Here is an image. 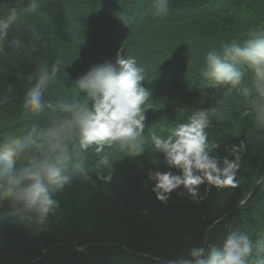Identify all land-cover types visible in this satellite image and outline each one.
<instances>
[{"label": "trees", "instance_id": "trees-1", "mask_svg": "<svg viewBox=\"0 0 264 264\" xmlns=\"http://www.w3.org/2000/svg\"><path fill=\"white\" fill-rule=\"evenodd\" d=\"M153 2L39 0L37 11L22 16L10 30V38L18 36L23 44L20 49L6 46L0 54V138L23 136L33 123L43 127L48 122L47 113L25 116L21 108L24 92L31 86L27 76L38 60L63 59L57 82L45 93L53 104L77 96L76 80L93 66L115 64L118 51L134 56L146 70L142 84L153 96L145 112L143 155L133 158L118 146L105 149L115 167L111 183L97 180L93 186L74 176L53 196L59 201L58 212L50 214L36 232L7 206L0 207V264H169L195 246L206 251L210 246L222 247L236 229L253 240L264 235V132L254 128L243 98L208 86L200 75L208 51L244 39L249 28L264 27V0H169L165 15L154 14ZM26 4L27 0H0V14ZM121 14L125 22L118 18ZM82 96L79 93L78 98ZM198 108L217 113L206 130L209 141L218 145L210 155L231 160L234 144L247 145L239 153V184L235 188L202 184L200 194L205 198L200 202L184 189L179 190L183 196L175 190L162 203L151 191L146 167L154 155L167 164L163 154L153 149L150 132L165 136ZM86 167L95 179L101 161L91 150ZM69 214H82L90 224L78 235L68 233ZM100 220L104 223L98 226ZM139 220L142 225L133 223ZM112 222L133 223L135 232L123 241L115 236L91 237L92 227L103 230L114 226ZM148 223L171 239V252L132 245L135 233Z\"/></svg>", "mask_w": 264, "mask_h": 264}, {"label": "clouds", "instance_id": "clouds-1", "mask_svg": "<svg viewBox=\"0 0 264 264\" xmlns=\"http://www.w3.org/2000/svg\"><path fill=\"white\" fill-rule=\"evenodd\" d=\"M39 0H27L25 7H8L0 14V54L5 47L20 49L23 41L10 30L25 14L39 8ZM155 15L168 12L169 0H154ZM125 22L123 14L117 15ZM244 39H234L205 54L200 75L212 88L226 89L247 102L254 128L264 132V27L249 28ZM63 59L52 63L38 60L27 76L30 87L24 92L21 108L25 116L47 113L41 127L33 123L23 136L0 138V207L7 206L13 215L34 232L59 210L53 196L70 184L74 176L95 186L96 181L111 183L115 172L106 148L118 146L127 155H143L145 112L151 108L152 90L143 86L146 70L134 56L117 52L115 64L93 66L75 82L77 96L53 104L45 93L57 82ZM12 90L10 89V92ZM82 93V98L79 97ZM217 113L198 108L167 130V135L150 132L153 149L161 154L168 171L149 169L148 181L157 200L167 203L173 191L183 188L192 200L200 202V185L237 187L236 179L242 153L247 145L234 144V159L210 155L218 147L210 142L208 131ZM91 150L101 161L95 179L87 167ZM105 169L107 173L105 174ZM171 169H177L174 172ZM147 215V210H143ZM169 264H264V235L255 240L246 232H230L222 247L206 251L195 246L176 256Z\"/></svg>", "mask_w": 264, "mask_h": 264}, {"label": "rangeland", "instance_id": "rangeland-1", "mask_svg": "<svg viewBox=\"0 0 264 264\" xmlns=\"http://www.w3.org/2000/svg\"><path fill=\"white\" fill-rule=\"evenodd\" d=\"M149 164L146 167L147 170L149 169L159 170V171L169 170V168L164 164L163 160L159 159V157L156 155H154L151 158V161ZM179 190L184 192L183 188H179L178 190H176V192H178ZM180 194L183 196L181 192ZM84 218L85 217H83L82 214H78L77 217H75L74 214H69V225H68V230H67L68 233H72V234L75 233L76 235H78V233L80 232V228H85V226H88L90 222L85 221ZM125 222L127 223L128 221H125ZM136 222H133V223L137 225L138 224L142 225L140 220L137 223ZM103 223H104V220H100L98 222V226L99 224H103ZM126 223H123L120 225H117V224L114 225V222H112V225L114 226H109L106 229L104 228L103 230L97 229V228L93 229L92 227L93 231L89 230V232H94V234L92 233L93 235L91 237L92 238L95 237V239L99 237L102 240H108V239L111 240V239H114L113 237L115 236V238H118V239L122 238L121 241H123L124 237L127 236L126 237L127 239L131 234L135 232L134 231L135 227L132 226L133 223H128V224ZM65 232H66V229H65ZM132 243H133L132 245L134 246H139L143 249H147L155 253H161L165 251L171 252L174 249L173 248L174 243L171 241V239L168 236H166L164 232L161 233L156 227H154L153 223L151 224L148 223L146 229H143L140 232H136L133 237ZM83 247H81L80 249H82Z\"/></svg>", "mask_w": 264, "mask_h": 264}, {"label": "bare ground", "instance_id": "bare-ground-1", "mask_svg": "<svg viewBox=\"0 0 264 264\" xmlns=\"http://www.w3.org/2000/svg\"><path fill=\"white\" fill-rule=\"evenodd\" d=\"M257 186H259V184ZM257 186L255 187V189L257 188ZM255 189L253 190V192L255 191Z\"/></svg>", "mask_w": 264, "mask_h": 264}, {"label": "water", "instance_id": "water-1", "mask_svg": "<svg viewBox=\"0 0 264 264\" xmlns=\"http://www.w3.org/2000/svg\"><path fill=\"white\" fill-rule=\"evenodd\" d=\"M258 187V186H257Z\"/></svg>", "mask_w": 264, "mask_h": 264}]
</instances>
